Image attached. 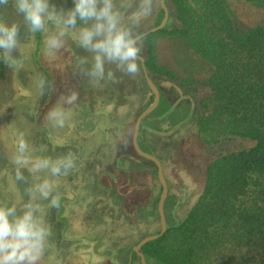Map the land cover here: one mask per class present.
<instances>
[{"label": "rangeland", "instance_id": "rangeland-1", "mask_svg": "<svg viewBox=\"0 0 264 264\" xmlns=\"http://www.w3.org/2000/svg\"><path fill=\"white\" fill-rule=\"evenodd\" d=\"M52 3L58 8L74 7L73 0H52ZM159 8L160 0H154L152 15L142 22L140 32L154 27ZM225 10L237 33L264 23V4L228 0ZM169 12L170 26H173L175 14L171 9ZM0 15L9 23L21 21L22 24V17L15 14L11 0L6 10L0 8ZM20 38L25 43L23 67L12 70L0 61V201L19 204L28 199L24 193L28 184L15 182V166L11 163L19 132L36 149L32 152L34 157L56 158L71 151L78 156L77 167L85 161L88 165L80 172L76 173V167L67 176L58 178L60 207L45 209L52 235L40 264H130V249L143 237L161 229L158 203L162 187L156 169L151 163L132 162L124 155L132 151L135 154L131 147L134 124L152 95L141 65L135 77L117 71L115 82L92 87L86 77L74 74L76 57H90V53L75 45L73 35L70 34L65 47L55 56L43 54L41 34L28 41L22 26ZM145 51L144 44L143 56ZM155 53L157 62L172 69L176 79L155 76L165 96L161 98L160 94L156 109L166 121L160 123L158 135L144 128L141 142L162 162L168 184L167 227L173 228L184 221L203 193L213 160L251 144L227 135L224 128L212 124L211 120L202 134L199 133L200 120L209 116L212 109L209 99L212 92L207 83L213 68L209 62L189 49L182 39L163 34L155 37ZM14 55L18 56L19 52ZM41 77L49 84L54 83L55 91L45 89L42 94L37 87ZM69 90L79 92L74 105H63L71 111V119L63 129L53 128L45 119L46 114L57 106L61 94ZM201 101L211 103L208 111L203 109ZM65 145L68 148L63 150ZM114 162L125 164L130 185L126 184L125 175L118 172L119 184L115 189L100 194L94 186L95 177L98 173L102 176ZM23 171L29 183L31 179L39 181L48 175L37 173L31 177L26 169ZM105 185H109L108 180ZM170 238L176 240L174 234ZM131 264H140V260H132Z\"/></svg>", "mask_w": 264, "mask_h": 264}, {"label": "trees", "instance_id": "trees-1", "mask_svg": "<svg viewBox=\"0 0 264 264\" xmlns=\"http://www.w3.org/2000/svg\"><path fill=\"white\" fill-rule=\"evenodd\" d=\"M227 1L166 0L176 24L170 26L169 19L163 29L143 38L145 65L161 98L164 92L155 76L175 80L176 74L157 62L158 34L182 39L213 68L207 83L212 109L200 120L199 133L211 120L227 135L251 144L213 160L204 191L184 221L142 247L149 264H264V23L237 33L225 10ZM245 1L264 4V0ZM163 16L160 5L154 27ZM153 101L152 94L146 107ZM201 106L208 111L211 103L201 101ZM157 111L141 124L139 144L147 152L141 143L143 129L148 127L150 134L158 135L160 123L166 121ZM140 158L157 172L152 161ZM130 253L133 261L140 260L133 249Z\"/></svg>", "mask_w": 264, "mask_h": 264}, {"label": "clouds", "instance_id": "clouds-1", "mask_svg": "<svg viewBox=\"0 0 264 264\" xmlns=\"http://www.w3.org/2000/svg\"><path fill=\"white\" fill-rule=\"evenodd\" d=\"M10 0H0V8L7 9ZM15 14L21 21L8 22L0 15V61L12 70L23 67L21 27L25 38L43 37V54L55 56L74 36L78 48L90 53L77 56L74 74L86 77L92 87H103L115 82L116 72L135 77L140 72L144 47L139 31L144 20L152 15L154 0H73L74 7H57L52 0H11ZM78 22L80 26L78 25ZM19 55L15 56L14 52ZM114 66V69L113 67ZM37 87L55 91V85L41 77ZM79 92L69 90L61 94L57 106L50 109L45 119L53 128L63 129L72 113L63 105H74ZM16 151L11 158L15 166V182L28 186L27 201H0V264H40L50 247L51 229L45 219V209H59L61 196L57 191L58 178L77 167L78 156L69 151L65 155L33 156L36 149L29 145L23 132L16 137ZM126 146V145H125ZM47 173L37 181L25 176ZM47 201V205L41 203Z\"/></svg>", "mask_w": 264, "mask_h": 264}, {"label": "water", "instance_id": "water-1", "mask_svg": "<svg viewBox=\"0 0 264 264\" xmlns=\"http://www.w3.org/2000/svg\"><path fill=\"white\" fill-rule=\"evenodd\" d=\"M161 7L164 11V17L162 19V21L160 22L159 25L152 27L151 29H149L148 31L142 33L143 38L151 33V32H157L161 29H163L169 20V10L166 4V0H161ZM141 67L147 82L148 87L150 88L152 94L154 95V101L153 103L148 106L147 108H145L144 110L141 111V113L138 115L136 122H135V126H134V132H133V146L135 151L137 152V154L141 157H144L150 161H152L156 167H157V175H158V179L159 182L161 184L162 187V193H161V197L159 199V203H158V213H159V217H160V223H161V229L158 233H154L148 236L143 237L139 243L136 245V247L134 248V252L140 257L142 264H149L146 261L145 255L142 252V247L154 240L159 239L160 237H162L166 231H167V219H166V214H165V202L168 196V184L164 175V170H163V165L161 160L155 156L153 153L147 152L145 150H143L140 145H139V135H140V127L141 124L143 122V120L150 115L159 105L160 103V91L158 86L156 85V83L153 81V79L150 77L149 72L146 68L145 65V58L142 56V60H141ZM130 262H131V257H130Z\"/></svg>", "mask_w": 264, "mask_h": 264}, {"label": "flooded vegetation", "instance_id": "flooded-vegetation-1", "mask_svg": "<svg viewBox=\"0 0 264 264\" xmlns=\"http://www.w3.org/2000/svg\"><path fill=\"white\" fill-rule=\"evenodd\" d=\"M166 4H167V2H166ZM160 5H161V0H160ZM167 7H168V5H167ZM168 10H169V8H168ZM164 17V16H163ZM169 18H170V12H169ZM162 21V20H161ZM169 21V20H168ZM152 28V27H151ZM151 28H149V29H151ZM148 29V30H149ZM148 30H145V31H142L141 33H144V32H146V31H148ZM143 56V55H142ZM144 57V56H143ZM145 58V57H144ZM140 65H141V63H140ZM142 68V67H141ZM147 83V82H146ZM147 108V107H146ZM141 113V112H140ZM139 113V114H140ZM92 116V115H91ZM134 126H135V124H134ZM140 129H141V127H140ZM133 132H134V129H133ZM140 136V135H139ZM132 138H133V134H132ZM142 143V142H141ZM140 145V144H139ZM144 145V144H143ZM100 146H101V144H100ZM100 146H99V149H100ZM145 146V145H144ZM131 147H134L133 146V140H132V145H131ZM141 147V146H140ZM135 150V149H134ZM137 153V152H136ZM134 154L133 153V151H132V153H128V152H124V155H126V156H128L129 157V159H131V161L132 162H139L140 163V161H144V160H142L140 157H139V155L138 154ZM150 153H152V152H150ZM138 155V156H137ZM140 160V161H139ZM144 162H146V161H144ZM123 165H125L124 163H122V162H114V165H111L112 167H110V168H108V170H105V173H103L102 174V176L101 175H99V173H98V175L95 177V180H94V186L96 187V189L98 190V193H100V194H107V193H109L110 191H112L113 190V188L115 189V185L117 186V184H119V180L117 179L118 177H117V175H118V172H119V175L120 174H124L125 175V181H126V184L127 185H130V181H131V178H130V174L127 172V171H125V168L123 167ZM117 173V174H116ZM101 174V173H100ZM106 178V179H105ZM105 180H108V182H109V185H105ZM91 192V191H90ZM85 194H87V192L85 193ZM168 197V196H167ZM102 198H105V197H102ZM98 199H99V197H98ZM92 206H93V203H92ZM159 214V213H158ZM166 214V213H165ZM158 233V232H157ZM141 240V239H140ZM139 240V241H140ZM139 241H138V243H139ZM137 243V244H138ZM136 244V245H137ZM136 247V246H135ZM134 247V248H135ZM134 248H133V251H134ZM130 255H131V262H132V260H133V258H132V253H130ZM146 258V257H145ZM137 260V259H136ZM139 260V259H138ZM131 262H130V264H131ZM142 262H141V259H140V264H141Z\"/></svg>", "mask_w": 264, "mask_h": 264}, {"label": "crops", "instance_id": "crops-1", "mask_svg": "<svg viewBox=\"0 0 264 264\" xmlns=\"http://www.w3.org/2000/svg\"><path fill=\"white\" fill-rule=\"evenodd\" d=\"M87 117H90V116H87ZM85 118H86V117H85ZM91 118H92V117H91ZM93 120H94V118H93V119H89V121H93ZM84 132L87 133V130H85ZM83 136H84V135H83ZM67 148H68V146L65 145V146L63 147V150H64V149H67ZM69 148H70V147H69ZM84 165H88V161H85V162H83V163H80V164L78 165V167L76 168V170H77L76 173H77V172H80V171L83 169ZM82 175H83V174H82ZM63 176H64V175H63ZM65 176H67V174H66ZM63 179H65V177H64ZM89 180H90L89 182L92 183L91 177L89 178ZM70 182H72V181H70ZM73 186H75V185L73 184Z\"/></svg>", "mask_w": 264, "mask_h": 264}]
</instances>
